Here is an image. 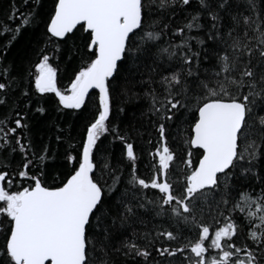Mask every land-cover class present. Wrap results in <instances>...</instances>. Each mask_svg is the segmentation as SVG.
Returning <instances> with one entry per match:
<instances>
[{
    "label": "snow or ice",
    "instance_id": "snow-or-ice-1",
    "mask_svg": "<svg viewBox=\"0 0 264 264\" xmlns=\"http://www.w3.org/2000/svg\"><path fill=\"white\" fill-rule=\"evenodd\" d=\"M7 19L0 264H264V0H11Z\"/></svg>",
    "mask_w": 264,
    "mask_h": 264
},
{
    "label": "trees",
    "instance_id": "trees-1",
    "mask_svg": "<svg viewBox=\"0 0 264 264\" xmlns=\"http://www.w3.org/2000/svg\"><path fill=\"white\" fill-rule=\"evenodd\" d=\"M10 3H11V0H0V28H2L5 24H9V25L12 24V21H9L7 19V13L9 11V4ZM16 3L18 5H20L21 0H16ZM22 11H23V7H22ZM16 23H20V21L17 20ZM32 36H33V32L31 30L26 32L25 36H24V40L21 41V44H23L27 39L32 38ZM6 40H7V36H0V47L3 46V44L6 42ZM73 67H77V65H73ZM69 74H70V72H69ZM68 83H69L68 75L65 74V69L62 67L61 68V74L59 75V78H58V87L63 89L64 87H67ZM148 103L149 102L146 99H141L136 104L128 105V108L130 109L129 114H128V119L132 118V112L133 111L136 113L137 117H141L142 113L147 112ZM54 119H55V114L53 113V120ZM142 122L145 126H147L148 117L146 115H144L142 117ZM61 123H63V121ZM71 123L75 124V127L71 131H72V135L76 137V142L78 143L79 137L83 131V125H82V123L75 122V121H71ZM33 124H34V134H35V138L38 142L37 143L38 147H39L40 139L43 138V141L45 143H48L49 141H51V147H52L54 152L57 150L60 151L61 153L63 152V148H60L54 141V137L56 135V132L54 130L50 129V123L48 121H45L42 123L37 122V121H33ZM64 127L67 129L68 124L65 123ZM153 139H155L154 135H153ZM135 146L138 150V155L140 154L139 150H145L149 147V145L146 143V141L140 140V139H137L135 141ZM106 147H108L110 152H113L115 154V157L117 159H119V157H120L119 141L111 142V138L109 137L108 142H106ZM145 155H146V153H145ZM138 171L142 175H145V176L147 175V173L145 172V167L143 164H141L139 166ZM241 239H243V236L241 237Z\"/></svg>",
    "mask_w": 264,
    "mask_h": 264
}]
</instances>
